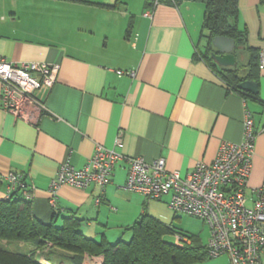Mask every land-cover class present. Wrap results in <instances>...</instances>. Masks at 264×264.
Here are the masks:
<instances>
[{
	"label": "crops",
	"instance_id": "obj_1",
	"mask_svg": "<svg viewBox=\"0 0 264 264\" xmlns=\"http://www.w3.org/2000/svg\"><path fill=\"white\" fill-rule=\"evenodd\" d=\"M203 12L199 0H0V57L58 66L53 84L34 92L44 105L36 124L6 112L0 98V176L22 175L34 217L49 222L56 212L60 224L72 215L87 237L123 238L150 207L124 187L125 157H160L185 177L197 162L211 163L221 142L241 141L245 109L257 132L245 190L252 205L264 177V69L256 70L255 96L221 78L204 57ZM237 26L246 41L234 48V66L243 74L251 53L264 47L263 0H238ZM96 144L123 156L110 182L102 191L61 185L50 206L59 165L82 167ZM7 186L1 178L0 199ZM168 199L157 200L164 206Z\"/></svg>",
	"mask_w": 264,
	"mask_h": 264
},
{
	"label": "built area",
	"instance_id": "obj_2",
	"mask_svg": "<svg viewBox=\"0 0 264 264\" xmlns=\"http://www.w3.org/2000/svg\"><path fill=\"white\" fill-rule=\"evenodd\" d=\"M158 2L153 0V5ZM258 66L264 69V47L258 51ZM57 69V65L43 62H14L0 57L2 108L16 118L36 124L44 105L34 92L40 86H51ZM116 73L124 72L118 70ZM253 127L252 114L245 109L241 141L221 142L211 163L197 162L185 177L177 171H168L163 158L146 161L141 156L125 157L128 166L124 187L147 199H160L168 194L171 209L200 219L210 231L205 244L208 257L227 255L229 264H261L264 254V177L261 186L254 189L252 205H245L257 135ZM122 157L114 149L96 144L82 167H75L68 160L61 163L49 182L50 206H55L61 185L80 189L97 186L102 191L110 182L115 163ZM21 179L22 175L17 172L9 171L5 175L8 182L5 197L18 184L22 187V196L30 201L31 190L19 182ZM173 237L176 245L189 242L180 232H174Z\"/></svg>",
	"mask_w": 264,
	"mask_h": 264
},
{
	"label": "trees",
	"instance_id": "obj_3",
	"mask_svg": "<svg viewBox=\"0 0 264 264\" xmlns=\"http://www.w3.org/2000/svg\"><path fill=\"white\" fill-rule=\"evenodd\" d=\"M199 1L204 5L200 31V36L207 41L204 57L221 78L240 91L236 88L238 82L255 81L256 70H262L258 66L259 50L255 55L251 53L249 72L243 74L234 65L218 67L205 55L216 35L234 38L235 46L245 43V32L237 26L238 0ZM19 182L25 184L24 178ZM21 193L22 187L17 184L7 197L0 199V264H40L38 257L63 264H83L87 255L101 256L103 264H197L208 257L197 235L174 230L145 210L125 228L130 233L127 239L119 237L109 242L104 236L96 240L82 234L78 227L80 220L72 215L63 216L60 224L54 219L56 212L49 222L38 220L31 213L30 201ZM174 232L186 235L189 242L176 245L165 240V235ZM15 243L27 245L22 250L10 248Z\"/></svg>",
	"mask_w": 264,
	"mask_h": 264
},
{
	"label": "rangeland",
	"instance_id": "obj_4",
	"mask_svg": "<svg viewBox=\"0 0 264 264\" xmlns=\"http://www.w3.org/2000/svg\"><path fill=\"white\" fill-rule=\"evenodd\" d=\"M169 3H172V0H166ZM198 1V0H197ZM264 2V0H263ZM202 3V2H201ZM203 4V3H202ZM150 202V207L147 206V210L149 213L153 215H160L159 217L163 222L172 226L174 230L181 231L187 234H194L199 237L200 242L204 245L208 242L210 237L209 228L198 218L190 216L186 213L174 211L168 205L160 204L157 199H148ZM158 204V205H157ZM123 230V229H122ZM128 230H124V239H127L129 234ZM100 236L97 237L99 239ZM165 240L169 241L170 243L174 242V237L172 234L165 235ZM109 240L115 241L118 238H112L111 236L108 237ZM27 244L25 243H15V245L10 246L12 249H25L23 246L26 247ZM42 257H38L37 262L40 264H63L61 262L56 261H42ZM229 259L227 255L216 257V258H204V260L198 262L197 264H228ZM83 264H103V258L101 256H89L87 255L83 261Z\"/></svg>",
	"mask_w": 264,
	"mask_h": 264
},
{
	"label": "water",
	"instance_id": "obj_5",
	"mask_svg": "<svg viewBox=\"0 0 264 264\" xmlns=\"http://www.w3.org/2000/svg\"><path fill=\"white\" fill-rule=\"evenodd\" d=\"M213 50L210 57L218 67H232L235 63L234 48L235 40L232 37L216 35L211 41ZM236 88L248 95H256L257 84L252 79H244L237 83Z\"/></svg>",
	"mask_w": 264,
	"mask_h": 264
},
{
	"label": "flooded vegetation",
	"instance_id": "obj_6",
	"mask_svg": "<svg viewBox=\"0 0 264 264\" xmlns=\"http://www.w3.org/2000/svg\"><path fill=\"white\" fill-rule=\"evenodd\" d=\"M235 52V51H234Z\"/></svg>",
	"mask_w": 264,
	"mask_h": 264
}]
</instances>
